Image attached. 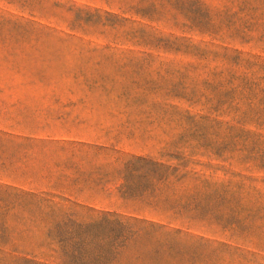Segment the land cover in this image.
<instances>
[{"label":"rangeland","instance_id":"obj_1","mask_svg":"<svg viewBox=\"0 0 264 264\" xmlns=\"http://www.w3.org/2000/svg\"><path fill=\"white\" fill-rule=\"evenodd\" d=\"M0 264H264V0H0Z\"/></svg>","mask_w":264,"mask_h":264},{"label":"trees","instance_id":"obj_2","mask_svg":"<svg viewBox=\"0 0 264 264\" xmlns=\"http://www.w3.org/2000/svg\"><path fill=\"white\" fill-rule=\"evenodd\" d=\"M125 239V238H124Z\"/></svg>","mask_w":264,"mask_h":264}]
</instances>
